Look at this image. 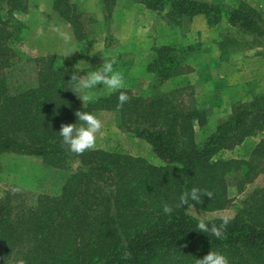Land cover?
I'll return each mask as SVG.
<instances>
[{"label":"trees","instance_id":"16d2710c","mask_svg":"<svg viewBox=\"0 0 264 264\" xmlns=\"http://www.w3.org/2000/svg\"><path fill=\"white\" fill-rule=\"evenodd\" d=\"M24 1L0 0V154L36 155L57 169L69 170L75 160L77 164L57 194L35 199L21 225L13 224L9 206L0 204V264H195L209 251L224 254L230 264H264L262 198L250 196L234 204L227 196L228 176L238 175L239 191L241 183L256 174L264 138L247 157L222 156L264 128V91L232 105L213 131L196 141L195 127L205 123L204 110L153 92L152 84L139 93L122 89L131 101L119 110V92H107L83 106L69 90L72 72L80 75L70 56L61 62L48 54L35 58L33 82L11 87L7 70L18 57L15 46L24 27L14 15L24 10ZM130 1L164 12L168 23L199 14L211 26L224 17L251 40L264 37L259 12L245 3L229 7L205 0ZM50 7L73 37L84 38L75 4L50 0ZM223 44L219 42L220 49ZM181 50L184 47L154 46L146 70L159 82L184 73L186 67L177 57ZM78 110L116 111L120 124L145 141L159 162L102 149L70 153L58 132L61 124H79L74 115ZM193 187L214 195L189 206L204 211L233 207L224 238L196 231L199 218L189 214L187 206L175 207L179 196ZM164 203L174 207L172 214H164ZM221 218L205 220L219 225ZM125 252L129 259H124Z\"/></svg>","mask_w":264,"mask_h":264},{"label":"rangeland","instance_id":"374dc122","mask_svg":"<svg viewBox=\"0 0 264 264\" xmlns=\"http://www.w3.org/2000/svg\"><path fill=\"white\" fill-rule=\"evenodd\" d=\"M49 1L25 0L24 10L14 15L24 27L20 31L21 38L15 46L18 57L7 70L11 87H20L33 82L35 58L48 54L53 55L56 62H61L65 56L66 47L75 49L76 52L69 56L73 58V64L80 71V75H86L88 72L98 69L102 65L103 59L115 58L114 70L118 71L116 69L120 68L119 72L123 74L125 80H128L125 81L128 82L126 86L134 93H139L148 84H152L153 92L162 93L174 101L181 100L188 106L203 109L205 123L201 127H195V140L200 141L213 131L218 121L224 119L232 105L239 102V99L236 100L240 93L239 87L235 84L236 81L254 79L260 82V76L262 77L264 74V71H261L264 68V56H262L264 55V37L251 40L250 36L237 32L235 27L226 23L224 17L211 26L206 25L205 20L193 21L191 18H182L179 23L172 24L168 23L164 12L152 10L154 14H151V22L152 26L154 23V26L148 27L143 23H148V19L143 18L142 15L135 18L126 16L121 19L116 28L114 27L116 32L120 35H127L126 38H128L131 35L136 37L138 31L142 29V33L139 35L142 38L133 43L128 41L124 43L125 46L116 47L112 46L111 34L107 30V25L109 26L110 22L115 20L111 11L114 9L116 1L69 0L80 11L79 18L85 36L82 39L73 37L70 44L66 46L60 36L51 31V27L56 25L70 33L69 26L56 13L49 10ZM205 1L229 7L245 3L259 12L264 25V0ZM112 17L114 18L112 19ZM141 18L146 21H140ZM155 34H157L158 41L151 42L149 37ZM89 39L91 40L88 42ZM219 42L224 43L223 49H220ZM158 44L184 47V50L177 53V57L181 65L186 67L185 72L192 66L198 68L196 78L193 74L192 77L190 76L191 78H183L179 83H176L172 80L166 81V79L159 82L152 73L148 72L141 77L137 76L142 72L141 61L149 60L152 48L159 46ZM86 45H91V48ZM217 56L220 58L219 63L216 62L212 66L213 60ZM76 58L79 59L80 63L77 62V65L80 68L76 66ZM205 65V71H200ZM238 65L239 69L236 72L230 71L233 66ZM208 66L213 67V70L207 72ZM130 69L135 73L128 74ZM246 88L253 89L254 92L256 85H249V87L247 85ZM92 91L95 93V97L107 93L102 85ZM76 94L75 96H77ZM222 94L228 97L222 98ZM249 98L248 96L246 101ZM78 100L82 103L80 99ZM94 114L104 124L102 135L98 136L95 149L141 156L154 164L159 162L145 141L134 136L131 131L126 130L120 124V117L116 111L99 110ZM262 138H264V129L245 137L233 148L224 150L222 156L247 157L253 146ZM258 162L256 174L248 181H243L239 191L235 188L236 183L240 181L238 175L232 174L227 177V196L231 203L235 204L238 200H246L250 196H254L262 198L264 205V157L259 158ZM76 164L75 160L71 163L69 170H72ZM69 170L47 167L36 155L14 152L0 154V204L9 206L12 223L17 225L21 223L26 210L34 204L39 195L57 194ZM187 211L196 218L208 219L231 216L234 209L228 206L219 210L204 211L188 206Z\"/></svg>","mask_w":264,"mask_h":264},{"label":"clouds","instance_id":"9594fccd","mask_svg":"<svg viewBox=\"0 0 264 264\" xmlns=\"http://www.w3.org/2000/svg\"><path fill=\"white\" fill-rule=\"evenodd\" d=\"M51 31L57 33L67 46L73 39V36L62 30L59 26L53 25ZM76 52L74 48H65L64 55L67 57ZM116 59H103L102 65L86 75H77L72 72L70 80V89L77 95L83 103V106L93 102L95 93L92 91L97 86H103L109 94L119 92L117 110L122 109L124 104L131 101V97L125 89L126 82L123 74L114 70ZM77 117V123L61 124L60 131L58 132L62 137V144L66 146L67 150L77 156L83 155L85 152L95 150L97 146V139L99 135H102V129L104 128L103 121L99 119L95 114L87 111L78 110L74 113ZM213 192L193 187L190 191H184L178 198L176 208H183L189 206V202H195L197 204L202 202V198L207 196L212 199ZM163 212L166 215H170L174 211V207L168 203L162 205ZM232 217L224 216L221 218V223L216 225L215 223L209 224L204 218H201L197 222L196 231L212 235L217 239L225 237V230L230 223ZM126 247V241L124 242ZM130 253H124V259H129ZM22 264V262H21ZM195 264H230L229 259L222 253L217 251H209L200 259H196Z\"/></svg>","mask_w":264,"mask_h":264},{"label":"crops","instance_id":"0c3cea01","mask_svg":"<svg viewBox=\"0 0 264 264\" xmlns=\"http://www.w3.org/2000/svg\"><path fill=\"white\" fill-rule=\"evenodd\" d=\"M116 1V4H115V6H114V9L111 11V15H113L114 17H115V20L113 19L114 17H112V19H113V21L114 22H110V24H109V26L107 25V30H108V33L109 34H111V38H112V40H111V43H112V46H116V47H120L121 45L122 46H125V44L124 43H126V42H128V41H130V43H133L134 41H136V40H138V39H140V38H142V36L141 37H139V35H140V33H142V29H140L138 32V35L136 36V37H133V35H131V36H129L128 38H126L127 37V35L125 36V35H120V34H118V32H116V29H114V27L116 28L119 24H120V22H121V19L122 18H125L126 16H132V17H136V16H139V15H142V17L143 18H145V19H148L147 21H148V23L146 22H143L144 24H145V26H148V27H153L154 26V23H153V26H152V18H151V14H154V12L152 11V10H149V9H147V8H145L141 3H138V2H132V1H130V0H115ZM119 4H121V5H119ZM49 10H51V7H50V1H49ZM52 11V10H51ZM114 13V14H113ZM203 17H202V15H194V16H192L191 17V20H193V21H199V20H204V18L202 19ZM140 21H146V20H144V19H142L141 18V20ZM226 21V20H225ZM205 23V22H204ZM227 23V22H226ZM67 24V23H66ZM68 25V24H67ZM113 27H112V26ZM69 26V25H68ZM151 29V28H150ZM105 30H106V28H105ZM69 31H70V27H69ZM70 34L72 35V33H71V31H70ZM156 35L157 34H155V35H152L151 37H149V39H150V41L151 42H153V41H158L157 40V38H156ZM73 36V35H72ZM125 38V39H124ZM124 39V40H123ZM91 39H89L88 40V42L90 41ZM89 44H91V43H89ZM157 44V43H156ZM161 44H165V43H161ZM128 45V44H127ZM159 45V44H158ZM88 48H91V45H86ZM262 56H264V55H262ZM220 58H219V56H217L214 60H213V64H212V66H214V64L217 62V63H219V60ZM79 59H77L76 58V66L78 67V68H80V66L79 65H77L78 63H80L79 61H78ZM147 59H145L144 61H141V63H140V66H141V71L142 72H140V75H137V76H139V77H141V75H146V73L148 72L147 70H146V63H147ZM78 62V63H77ZM205 67H206V65L205 66H203L202 67V69L200 70V71H202V70H204L205 71ZM239 67V65L238 66H233L232 67V69L230 70V71H235L236 72V70L237 69H239L238 68ZM235 68V69H234ZM120 68H117L116 70H118V71H120L119 70ZM133 69V68H132ZM132 69H130V70H128V74H131V73H135ZM211 70H213V67H209L208 66V68H206V71L207 72H209V71H211ZM199 71V72H200ZM261 71H264V68L261 70ZM148 73H150V72H148ZM263 73V72H262ZM127 74V75H128ZM188 74V75H187ZM193 74H194V76H195V78H196V76L198 75V68L197 67H190V69L188 68V70H187V72H184V73H182V74H179V75H175V76H172V77H170V78H168V79H166V81H169V80H172V82H176V83H179L183 78L185 79V78H191L192 76H193ZM191 76V77H190ZM263 76H264V74H263ZM263 76L261 77L260 76V80L263 82L264 81V79H262L263 78ZM125 81H128V80H125ZM257 82V81H255L254 79H248V80H244V81H236V83L235 84H237V86L239 87V90H240V93H239V96L236 98V100L237 99H239V102H244V101H246V99L248 98V96L249 97H251V94L253 93V89L251 90H249V89H247L246 88V86L248 85V87H249V85L250 86H255L256 85V88H254L255 89V91L254 92H258V91H264V82L262 83V82ZM171 82V84H172V86H173V83ZM126 84H128V82L126 83ZM261 84V85H260ZM260 85V86H259ZM125 88H128L127 86L125 87ZM222 96V98H226V97H228V96H226L225 94H222L221 95ZM250 99V98H249ZM248 99V100H249ZM228 113H229V110L227 111ZM227 113V114H228ZM227 114L225 115V117L227 116ZM224 117V118H225ZM264 129V128H263ZM262 129V130H263ZM261 130V131H262ZM261 131H259V132H261Z\"/></svg>","mask_w":264,"mask_h":264}]
</instances>
